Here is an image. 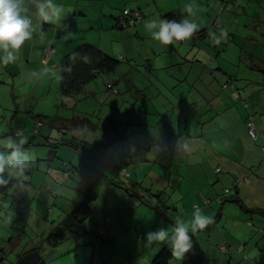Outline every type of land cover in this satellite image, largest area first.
I'll return each instance as SVG.
<instances>
[{
  "label": "crops",
  "instance_id": "crops-1",
  "mask_svg": "<svg viewBox=\"0 0 264 264\" xmlns=\"http://www.w3.org/2000/svg\"><path fill=\"white\" fill-rule=\"evenodd\" d=\"M228 5L238 10L220 18V26L215 15ZM176 9L187 20L176 27L179 34L182 28L210 27L214 37L180 45L161 18ZM136 10L142 20L119 33L116 19ZM239 16L251 19L244 24ZM82 43L118 60L106 78L122 85L118 97L128 105L123 110L111 101L108 127L99 133H94L100 129L96 113L77 110L79 100L86 105L95 97L94 87L86 89L90 83L71 103L60 97L71 98L60 92V59ZM47 51L51 54L42 63ZM257 66L264 70V0H0V123L18 115L25 125L43 121L42 138L55 146L48 149L39 139L41 148L28 146V157L19 152L11 156L13 163L6 162L10 169L20 161L29 164L30 178L18 175L33 197L29 204L21 200L19 208L41 218L45 207H55L59 214L55 208L48 213L58 217L56 224L85 189L96 194L87 221L90 235L44 250L66 247L74 264H152L163 248L172 254L169 264H264V76ZM53 79L63 113L48 115L34 101L50 93ZM250 121L255 139L247 134ZM55 124L61 125L57 135ZM32 130L0 131L1 149L25 146ZM89 142L92 147H86ZM44 168L51 181L34 180L31 171ZM101 185L103 196L97 193ZM51 195L57 198L49 206ZM232 195L257 211L226 201ZM34 200L42 206L35 208ZM102 229L104 239L93 242ZM27 235L41 241L38 234ZM222 240L231 245L224 256L217 249Z\"/></svg>",
  "mask_w": 264,
  "mask_h": 264
},
{
  "label": "rangeland",
  "instance_id": "rangeland-1",
  "mask_svg": "<svg viewBox=\"0 0 264 264\" xmlns=\"http://www.w3.org/2000/svg\"><path fill=\"white\" fill-rule=\"evenodd\" d=\"M252 6H253V3H250L249 9H248L249 12H250V9ZM224 9H225V12H223L222 14L217 12L215 15V18H214V20L220 26H222V22L220 21V18L222 20H224L226 14L231 13L233 15L234 12L238 10V8L234 7L233 5H228ZM237 19H239L240 21H242V19H243L244 24H246L245 22H249L251 17L246 18V17H240L239 16ZM136 24H138V23H135L131 27L121 29V31H119V33L134 30V26ZM215 28L217 29L218 27H215ZM182 31H183L184 36L189 35L187 28H182ZM173 37L178 40L179 33L177 31H175L173 34ZM238 40H239V37H238ZM121 67H123V64H121ZM110 79H111V77H110ZM108 80L109 79H107L106 76H104V77L98 76V78H96L94 81H92L90 84H88L89 86L87 88L85 87L86 89H90V87H94L93 91L95 92V97L89 98L87 100L86 105L83 102H81L80 100L77 102L78 103L77 110L81 111V110L86 109L88 112H95L96 113L94 120H96L98 122L100 129L95 131L94 133H97V132L99 133V131L104 130V128H103L104 124H106L108 127V122H107L106 117L108 114H110V112H112L110 110V107H109V104L111 101L116 99L118 102V108H123V110H127V108H128V105L126 103H124L121 98L118 97L122 92V85L118 86V84H117V86H115L116 90H118L120 92L118 95H116V94L112 93L109 89L106 88V84L109 82ZM51 82H52L51 77L45 81L46 85H48V86L50 85ZM56 84H57V81L55 79H53V85L54 86H53V89L50 91V93L44 95L43 97H39L38 99H36L34 101L37 104V107H38L37 110H42L44 112H50L48 115H52L55 113H60V114L63 113L62 112L63 108L60 105L61 104L60 99H58V97H57L58 92H56V88H55ZM83 93L80 95V97L83 96ZM60 97L65 102H70V103H71V100L78 99V98L73 97V96H70L71 98H66V97H63L62 95H60ZM10 110H11V113H13L14 107H12ZM20 112H22V111H20ZM18 114H20V113H18ZM25 116L30 121L33 122V120L31 118H29L27 112H25ZM21 119L23 120L22 123H20ZM55 121H58V120L55 119ZM37 123L38 122H35V124L33 123L34 127H33V125L32 126L28 125V124L25 125L24 118H22L19 115L16 119H11V117H10L9 119L6 120V118H5V120L2 123H0V131L5 130V129H7V130L8 129H14L15 131H17L16 135H19L20 131H24V130L30 131L31 128H33L32 133H31L33 139L29 143L24 144L25 146L19 147L18 150L8 151L5 149H1V146H0V250L3 249V253L0 251V264H14V262L16 260V255H17V250H14L15 249L14 247L11 248L12 246H6L7 243L4 244L2 242V239H3L7 229H8L7 232H15L16 233L17 228H20V226L22 225V223H19V226L18 225H15L14 227H10V226L8 227L7 226L10 224H13V222H14V214H11L9 216L10 211L18 209L20 212V215H21V212H23V211H21V209L19 208L20 207V201L23 200L25 204H29L31 202L32 197H33V194H31L29 187L26 185L24 177H21V175H18V174H22L24 172L23 174H25V177L30 178V176L28 175V173L30 172L28 162L23 163L20 161V162H18L17 165H15V167L12 166V167H14L13 169H10L9 167L5 166L6 162L7 163H13L15 160H10L11 156H12V159H14L15 154L19 153V152L25 153L22 156L19 155L20 158L28 157L27 150L30 147L33 150H35L36 147L41 148L40 145H42L44 147H48V149L53 148L50 141L44 140L42 138L43 137L42 132L44 130L45 131L47 130V124L45 122H43L44 127L40 128L37 125ZM66 123H67V121H66ZM69 124L73 125L72 121H69ZM55 126H56V129H54V131H55V135H57L58 131H61V125L55 124ZM34 129L37 130L36 134L34 133ZM36 130H35V132H36ZM68 132H69V130H65L62 133H65V135L67 136ZM39 139L43 143H41L38 146ZM93 140L94 139H91V141H93ZM89 143L86 147H92L91 144L93 142H89ZM28 146H30V147H28ZM95 146H97V145H95ZM8 160H10V161H8ZM16 167L18 168V170H16ZM99 167H100V165L98 166V169H99ZM120 171H122V170H120ZM120 171H119V173H120ZM217 171H219V170L217 169ZM31 172L34 176V180H37L39 177H42V176H43V179L45 177V179L50 180L49 174H48L50 172L46 168L43 169V173H41V169H39L38 171L35 170V171H31ZM120 175H122V174H120ZM91 176H94V173H91ZM122 176H124V175H122ZM125 178H127V176ZM18 179L21 180V183H19ZM56 183H57V180H56ZM65 183L68 184V181H66ZM69 183H71V181H69ZM47 186H50V185L47 184ZM102 187H103V185H101L97 190V193L99 194V196L104 195V188H102ZM48 189H50V188H48ZM41 190H43V188H41ZM171 191H172V189L170 188V192ZM71 195L66 196V197L69 199L71 197ZM57 196L59 197V195H57ZM62 196H64V195H62ZM166 196H169V194H167ZM56 198L57 197L51 195V197L49 198L50 203H48V205L52 206L53 201ZM58 200L61 201L60 197ZM162 200H163V198H161V201ZM161 201H160V203H161ZM33 202H36V204L34 205L35 208H36V205H37V208H40L42 206V204H39V202H43V201L40 200L38 202L37 200H34ZM51 208H53V207L47 208V209H49L47 211L46 207H45L44 210L41 211L43 213V216L40 215L41 218H37L33 212L28 214L27 215V221L28 222L26 221V224H25V226H27L26 232L31 233V234H33V233L38 234V238L40 236H43L45 233H47L50 229V226H51L50 223L53 220L56 221L58 219V217L53 218L50 215V213H48V212H50ZM161 210L164 213L166 211L165 208H161ZM54 213L59 214V210L55 208ZM106 223L109 224L108 219H107ZM85 226H86V228H89L88 222L85 223ZM102 232H104V234L106 236V230L105 231L99 230L98 234H100ZM14 234H12V235H14ZM204 234H207V233L204 232L201 235V238L203 237ZM7 237L8 236H6V238ZM93 239H95V237L91 238V240H93ZM67 242H70V240H68ZM25 243L26 242L24 241L22 245H24ZM202 245L204 247V250H206V246H207L206 241L202 242ZM18 246L19 245H17L16 247H18ZM50 250H51L50 248L43 250V259H44L45 264H74V257H73L74 253L73 254L72 253H65L67 250L66 247L56 248L52 252H50ZM238 250H239V248L236 249V252H238ZM147 252L148 251L145 252V255H142V254L139 255V257H142V258L146 257ZM240 254L244 257L243 253H240Z\"/></svg>",
  "mask_w": 264,
  "mask_h": 264
},
{
  "label": "trees",
  "instance_id": "trees-1",
  "mask_svg": "<svg viewBox=\"0 0 264 264\" xmlns=\"http://www.w3.org/2000/svg\"><path fill=\"white\" fill-rule=\"evenodd\" d=\"M222 8L217 10L218 13H221ZM137 11V10H136ZM130 12L123 13L118 19H116V27L118 29H123L119 27L118 20L122 17L128 16ZM139 12V11H138ZM140 13V12H139ZM185 12H182L181 9H176L161 15L162 22L164 27L170 31L175 32L176 27L186 23L187 20L185 19L184 15ZM142 17V15H141ZM143 18V17H142ZM142 20V19H141ZM140 20V21H141ZM189 35L184 36L183 32L179 34L178 43L182 46H191L194 42L197 41H210L215 35V30H211L210 27L201 28L198 30H189ZM60 92L66 96H73L76 97L81 94L88 83L94 81L99 75H109L112 74L118 65V60L111 58L108 55L102 53L98 48L92 46L90 44L82 43L70 51H68L65 55H63L60 59ZM254 69V67H252ZM256 69L260 70V75L264 76L263 67H256ZM263 79V77H262ZM232 80L229 79L223 86L228 88L231 84ZM112 83L114 89L115 83L108 82L107 84ZM106 84V85H107ZM115 93L116 95L119 93L118 90ZM241 91H236V95H240ZM245 106L242 105L244 108L247 107V103ZM40 118V117H38ZM76 120H72L74 124ZM41 123L43 127V121H38ZM40 127V128H41ZM55 145V144H54ZM55 147V146H54ZM53 147V148H54ZM66 167L68 163H65ZM71 168V167H70ZM69 168V169H70ZM122 170L121 168L119 171ZM60 184V181H59ZM236 187V185H235ZM96 199V194L92 189H85L81 195L80 200L73 206L71 211L63 216V218L56 224L52 223L49 231L45 233L41 237V241H36L34 238L28 236L25 226L27 221L28 213H24V216L19 217L20 214L19 210H11L10 214H16V219L14 220L13 224L7 225L8 227H14L15 225L19 226L21 222L22 225L20 228H17V232H7L6 236L2 239V242L6 246H12L11 248H15L17 250V260L16 264H45L43 259V250L44 245L54 247L58 243L65 241L67 239L72 240L76 243L83 241L90 235V231L87 230L85 223L89 220L92 214V206L93 202ZM226 201H233L234 203L238 204L242 208L248 211H257V209H247L244 204L239 200L236 195H232L229 199L227 198ZM21 202V201H20ZM21 205V204H20ZM259 211V210H258ZM8 216V217H9ZM28 222V221H27ZM247 225H250V222H246ZM197 231V230H196ZM15 233V234H14ZM14 234V235H12ZM195 234V233H194ZM26 237L27 239L24 240L26 243L23 244V238ZM99 237V238H98ZM101 238L99 236H95V239L92 241L99 240ZM39 239V238H38ZM104 239V238H102ZM19 245L18 247H16ZM223 246V249H221ZM230 243L226 240H222L217 243V249L221 256H224L225 253L231 249ZM238 252L241 253L243 248L238 247ZM3 253V249L0 250ZM172 259V254L168 248L161 249L152 259V264H169L170 260Z\"/></svg>",
  "mask_w": 264,
  "mask_h": 264
},
{
  "label": "built area",
  "instance_id": "built-area-1",
  "mask_svg": "<svg viewBox=\"0 0 264 264\" xmlns=\"http://www.w3.org/2000/svg\"><path fill=\"white\" fill-rule=\"evenodd\" d=\"M142 19L141 17V14L138 12V11H132L128 16H126L125 18L122 17L118 20V25L119 27L121 28H128V27H131L133 26L135 23H138L140 22V20ZM51 51H47L46 54H45V58L42 59V63H46V60L47 58L50 56V53ZM226 86H224L225 88ZM106 88L109 89L112 93H116V89H114L113 85L111 83L107 84L106 85ZM244 106H245V103L243 102ZM250 119H252V117H250ZM37 125L39 127L42 126L41 123H37ZM246 127H247V134L248 136L251 138V139H255L256 137V131H255V127L253 125V123L250 121L248 123H246ZM168 152V150H167ZM120 174L122 175H126V172L125 170H122L120 171ZM225 192H227V190H225ZM101 231H104L103 229ZM100 236L101 238H104V232L100 233ZM221 249H223V246H221Z\"/></svg>",
  "mask_w": 264,
  "mask_h": 264
}]
</instances>
